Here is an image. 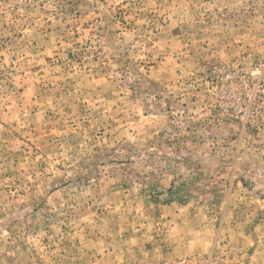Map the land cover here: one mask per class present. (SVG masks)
I'll return each instance as SVG.
<instances>
[{"label": "rangeland", "instance_id": "rangeland-1", "mask_svg": "<svg viewBox=\"0 0 264 264\" xmlns=\"http://www.w3.org/2000/svg\"><path fill=\"white\" fill-rule=\"evenodd\" d=\"M186 256L264 264V0H0V264Z\"/></svg>", "mask_w": 264, "mask_h": 264}, {"label": "built area", "instance_id": "built-area-1", "mask_svg": "<svg viewBox=\"0 0 264 264\" xmlns=\"http://www.w3.org/2000/svg\"><path fill=\"white\" fill-rule=\"evenodd\" d=\"M163 264H209L205 258H199L197 256H186L175 262H166Z\"/></svg>", "mask_w": 264, "mask_h": 264}, {"label": "trees", "instance_id": "trees-1", "mask_svg": "<svg viewBox=\"0 0 264 264\" xmlns=\"http://www.w3.org/2000/svg\"><path fill=\"white\" fill-rule=\"evenodd\" d=\"M176 187H177V186H173L172 188H170V189L168 190L167 193H169L170 195H173L174 191L176 190V189H175Z\"/></svg>", "mask_w": 264, "mask_h": 264}]
</instances>
